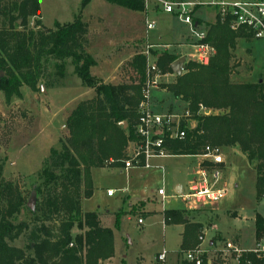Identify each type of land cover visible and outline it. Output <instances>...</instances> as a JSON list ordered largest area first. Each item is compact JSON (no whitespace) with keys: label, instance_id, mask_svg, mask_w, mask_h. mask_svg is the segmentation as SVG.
Returning <instances> with one entry per match:
<instances>
[{"label":"trees","instance_id":"obj_1","mask_svg":"<svg viewBox=\"0 0 264 264\" xmlns=\"http://www.w3.org/2000/svg\"><path fill=\"white\" fill-rule=\"evenodd\" d=\"M89 0L82 1V9ZM125 7L145 10V0H109ZM196 8V7H195ZM80 11L68 23L55 22L45 28L39 0H0V91L6 102L22 97L24 86L41 90L40 82L48 74L50 60L73 61L83 84L95 89V96L81 100L66 120L67 135L61 149H52L38 172L34 190L36 208L32 219L16 223L25 206L18 186L3 177L0 169V264H101L115 253L114 231L101 225L97 212H84L82 200L93 195L92 168L122 165L128 142L136 138L134 126L139 120V104L146 82L147 55L136 54L129 62L138 75L133 82L105 83L91 73L96 60L85 53L88 24ZM35 27H28L29 18ZM18 20H21L22 28ZM199 25L204 22L194 18ZM206 24L205 42L215 49L208 64L190 60L184 72L161 88L187 103L195 129L184 139H170L167 146L174 155H199L207 145L238 147L256 170L257 199L264 195V78L255 82L234 80L236 52L240 40L251 41L254 33L245 27L233 28V16L216 15ZM38 28V29H37ZM162 74L173 73L171 65L180 55L155 51ZM202 108L205 111H202ZM209 111L206 113V111ZM217 111V112H216ZM127 122L125 127L122 122ZM207 166L209 163L204 162ZM187 210H165L166 224H184L178 250V264L185 251L194 248L203 225L187 218ZM120 213L116 227L120 225ZM79 232L74 235L73 229ZM256 237L264 235V218L255 217ZM24 235V248L12 243ZM208 264L205 256L204 263ZM213 264H222L221 258Z\"/></svg>","mask_w":264,"mask_h":264},{"label":"rangeland","instance_id":"obj_2","mask_svg":"<svg viewBox=\"0 0 264 264\" xmlns=\"http://www.w3.org/2000/svg\"><path fill=\"white\" fill-rule=\"evenodd\" d=\"M41 1L45 9L44 21H41L45 28H54L57 19L61 23L71 22L80 11L87 14L84 19L86 21L89 19L90 27L97 21L102 28L105 27L106 31H113L114 26L119 28V26L125 25V20H127L124 15L120 16L113 11L115 6L127 8L115 1L100 0V2H107L108 16H105L106 6L103 10L101 5L104 3L99 4L97 3L98 0H89L83 9V0ZM168 1L175 2V0ZM179 1L197 3L193 17L202 18L205 22L213 21L216 14L221 16L219 8L213 4L215 0ZM162 5L160 0H145L144 11L129 10L132 15L135 14L138 17L137 32L145 35V37L148 36L150 43L160 42L159 37H162L161 42L163 44L165 42L171 44L170 52L187 53L189 59L187 58L186 62L190 61L193 52V47L190 46L192 42L191 27L181 20L177 12L154 11L163 7ZM147 8L148 12L144 13ZM35 20L36 18H29L28 27H35ZM146 20L154 22L155 27L146 30ZM21 23L20 20V23L18 22L19 29L22 28ZM203 29H206V24L205 27L202 25L196 27L197 32ZM88 30L90 31V29ZM110 37H113V34ZM107 41L106 38L101 41L94 38L93 49H87V44L92 45L91 40L89 41L88 32L84 42L85 53L90 54L97 61L107 57L106 60L109 59L110 63L116 62L118 48L122 47L123 44H115L116 41L113 38L109 42ZM144 45L143 47L137 46V50L141 53L145 51L147 48ZM153 49L159 51L156 48ZM161 50L159 52H162ZM109 52L111 54H108ZM236 54L238 66L233 77L235 81L243 82L244 77H246L245 80L264 78V38H254L251 41L240 40ZM154 58L156 60L155 55L152 54L150 60L152 61ZM68 62L73 63L71 59L64 62L50 60L48 63L49 72L43 81L41 80V83H45L46 88H49L50 82H62L66 77ZM123 67L129 71V74L131 72V80L126 82L130 83L138 78L137 74L133 72L134 70H130L128 63H125ZM173 79V75L166 76L163 78V82L162 79L160 80L159 88L151 89L150 103L154 112L164 113L172 107L173 113H182L187 107L186 102L176 99L172 93L161 88L162 83H171ZM56 91L51 89L47 91L49 93L42 94L41 90L32 91L24 86L22 97L13 96L10 102H6L4 94L0 91V169H2L3 177L13 181L25 198V206L16 218V223L29 222L32 219V212L27 204L32 192H36L34 182H36L38 172L42 169L51 150L61 149L60 140L66 131L65 129H67L64 127L65 114L75 106L76 101L73 97L76 94L68 97H54ZM38 97H41L40 101H38ZM221 152L225 163L215 169L219 171V182L216 184V188H225L217 203V211L221 218L213 219L214 224L206 232L209 235H212L216 230H220L224 235L240 232L241 245L244 248H251L255 244L256 213L264 217V197L257 199L256 170L248 157L238 147L221 148ZM202 159L198 155H176L158 159L154 163H159L163 168L153 166L148 172L140 168L125 170L115 167L95 168L92 171L94 194L90 198L83 199L84 210L90 212L110 211L112 213L123 210L125 212L120 213V215L123 214L119 228L114 226L115 215H110L109 219L106 220V225L114 230L115 253L111 260L104 261L102 264H156L157 254L164 250L169 251V253L166 261L162 264L179 263L176 253L181 239V227L179 225H166L161 213L163 210H181L188 207L176 195L175 187L178 184L186 186L194 178L193 168L197 167L199 160ZM141 173H144V176ZM213 173L214 171L209 173L210 178H212ZM163 185L166 194L172 196L170 201H164V203L159 201L161 200L159 189ZM108 189H112L114 193L108 195ZM37 196L39 197L36 192V202ZM138 201H145L144 210L148 213L142 216L143 223L141 224L138 223L141 214L131 215L126 212L130 210L131 204ZM205 206L209 209L212 208V204ZM229 210L238 211L240 216L237 218L230 216ZM196 211L193 210L197 213ZM235 238H237L236 235L232 239ZM12 244L24 248L27 239L22 235Z\"/></svg>","mask_w":264,"mask_h":264},{"label":"built area","instance_id":"obj_3","mask_svg":"<svg viewBox=\"0 0 264 264\" xmlns=\"http://www.w3.org/2000/svg\"><path fill=\"white\" fill-rule=\"evenodd\" d=\"M163 9L167 13L177 12L181 20L191 27V34L194 41L191 43L193 52L191 60L201 64H208L215 49L205 42L206 30L196 31L198 24L194 21L193 13L197 3L191 1L169 2L160 0ZM219 8L221 18L226 15L233 16V28L245 27L251 29L254 38H264V1H243V0H215L213 3ZM147 29L155 27L154 22L146 21ZM142 53L147 55L146 82L142 89L143 99L139 104V120L134 126L136 140L131 149H128L124 161L125 169L134 167L151 168V160L155 158H165L172 154L167 146L170 139H184L188 129L197 127V120L191 117V112L186 109L182 113H156L150 106V92L153 88H158L160 79L164 75L159 69L157 62L150 60L151 45ZM138 76V75H137ZM131 75H128L127 80ZM202 111H205L202 108ZM209 111L207 110L206 113ZM205 161L212 164L225 163L221 152V147L207 145L203 154H199ZM195 178L189 182L188 190L177 196L180 197L189 208H199L208 204L219 202L224 189L216 188L219 180V171L214 170L212 179L209 177L208 168L199 163L195 172ZM109 191V195L113 194ZM162 202L169 201L172 196L166 194L165 188L159 189ZM139 222H143L139 219ZM207 241L204 234L199 236L197 245L183 253L182 257L191 264H203L205 256L208 257V264H213L214 259L221 258L222 264H264V235L257 238L251 248H243L234 241H227L222 246L216 247L212 251L206 246ZM167 251L158 255L160 262H165Z\"/></svg>","mask_w":264,"mask_h":264},{"label":"crops","instance_id":"obj_4","mask_svg":"<svg viewBox=\"0 0 264 264\" xmlns=\"http://www.w3.org/2000/svg\"><path fill=\"white\" fill-rule=\"evenodd\" d=\"M244 1V0H243ZM246 1H256V0H246ZM259 1H264V0H259ZM102 2V1H101ZM100 2V0L97 1V3L99 4H102L104 3V5H101V7L105 8L106 6V13H105V16H108V5L106 1H103L102 3ZM175 2H180L179 0H175ZM192 2V1H191ZM39 3H40V9H41V20L44 21V17H45V9H44V6H43V3L41 0H39ZM93 3V2H92ZM91 10V9H90ZM130 9L129 8H124V7H119V6H115L114 8V12L117 13L118 15H124V17L126 18L127 17V20H125L126 24L124 25H121L119 26V28L117 26H114V29L113 31H106L105 30V27L102 28L101 24L99 22L96 21V23H94V25H91V27L89 26L88 24V20L86 21L84 19V17L87 15L86 13L82 14L83 15V19L84 21L88 24V29H90V31L88 30L89 32V41L91 40V43L92 45L89 43L86 45V48L87 49H90L92 48L93 49V44L94 43V38L96 39H99L100 41L105 39L106 38V41L108 39L107 42H109L112 38L114 41H116L115 44H123L122 47H119L118 48V56L116 58V62H111L107 59V57H103L101 61H97L96 60V66L92 67L91 69V73L98 77L99 79H101L102 81H104L105 83H112V84H119V83H124L127 81V76L131 74H129V71H127L125 69V67H123V65L126 63H128V66H129V62L132 60V58L138 54V53H141V51H138V47L137 46H142L143 47V44L146 45V47L148 45H151L152 48H156L160 51V49H162L161 51H169V47H170V43L168 42H165L164 44L161 42L162 41V37H159V41L160 42H157V43H150L149 40H148V36L145 37V35L143 34H138L137 32V29H136V26H137V22H138V17L134 14L132 15L129 11ZM163 7H160V9L158 10H154V11H157V12H164L163 11ZM125 11V12H124ZM148 12V8L146 10V12L144 13H147ZM217 15V14H216ZM215 15V17H216ZM215 17L213 19V21L215 20ZM124 18V19H125ZM201 21H203L204 23L201 24L202 26L205 27V23L207 22H213V21H207L205 22L202 18H197ZM74 20V19H73ZM147 21V20H146ZM56 22H60V20H56ZM120 22V21H119ZM199 25V24H198ZM148 30V29H146ZM107 34V37H106V34ZM113 34V37H110V35ZM254 39V38H253ZM93 40V42H92ZM194 41V38L192 36V42ZM191 42V43H192ZM190 44V43H189ZM144 45V47H145ZM164 45V46H162ZM191 46V44H190ZM161 47H164V48H161ZM165 49V50H163ZM173 53H176L178 55L181 56H185L186 57V60L188 58L187 56V53H182V52H178V51H172ZM150 53L152 54V52L150 51ZM94 54V53H93ZM108 54H111V52H109ZM96 56V55H95ZM98 57V56H96ZM189 59V58H188ZM98 62V63H97ZM125 62V63H124ZM186 63V62H185ZM102 64V65H101ZM98 68V70H97ZM119 70V72H118ZM130 70H132L130 68ZM134 72V71H133ZM173 75L174 76V79L172 82H174L176 80V74L175 73H166L164 74L161 79H162V82H163V78L166 77V76H171ZM246 77H244V81L243 82H255L257 81L258 79L256 80H249V79H246ZM250 78V77H249ZM160 79V80H161ZM110 80V81H109ZM43 81V80H42ZM171 82V83H172ZM45 84V83H44ZM43 83L40 82V87L43 85L45 88H46V85H44ZM51 86H49V88L47 87L46 88V92H42L43 93H49L47 91H50L51 89H54V90H57L54 94V97L58 96V97H68L70 95H75V97H73V99L76 101L75 102V106L81 101V100H85V99H90V98H93L95 96V89L93 88H89V87H86L82 80L78 77V75H76V72H75V66L72 62H68L67 65H66V77L64 78V80L60 83H57V82H50ZM159 88V87H158ZM77 91V93H74ZM41 94V95H42ZM41 97H38V101H40ZM187 104V103H186ZM75 106H73L70 111L66 114H65V125L64 127H66V120L69 116V114L71 113V111L75 108ZM150 106H151V103H150ZM172 107H170V110L164 112V113H173L172 112ZM188 109V107L185 108V110ZM184 110V111H185ZM178 113V112H177ZM181 113V112H180ZM174 114V113H173ZM66 131L64 132V137L67 135V129H65ZM61 137V139H63L64 137ZM136 140V138L134 139H131L129 140L128 142V146H127V149H126V156H127V151L128 149H131L134 145V141ZM61 141V140H60ZM61 143V142H60ZM222 149L224 148H227V147H221ZM171 156H176L174 154H171L170 156L168 157H171ZM199 156V155H198ZM168 157H165V158H168ZM165 158H155V159H152V167L155 166V167H160V168H163L162 165H160L159 163L158 164H155L154 161L158 160V159H165ZM202 162V165L206 168H208L209 170V173L211 171H214L215 169H218V167L220 165H223V164H212L211 162L209 161H204L203 159L202 160H199L198 164H197V167L193 168L194 170V178H195V172L196 170L198 169L199 167V163ZM204 162H207L209 163V165L205 166L204 165ZM13 164V163H12ZM106 167H115V168H121V169H125V166L124 164L122 165H107V166H104V167H94L92 168V171L95 169V168H106ZM151 167V168H152ZM134 168H139V167H134ZM151 168H141L142 170H145L146 172L149 171V169ZM132 169V168H131ZM2 170V169H1ZM125 170H129V169H125ZM92 171H91V174H92ZM142 176H144V173H141ZM212 179V178H211ZM257 179V178H256ZM92 181H93V176H92ZM191 181V180H190ZM189 181V182H190ZM189 182L186 184V186H183L182 184H178L176 187H175V193L176 195L178 194H181L183 192H186L188 190V186H189ZM219 182V180H218ZM217 182V183H218ZM216 183V184H217ZM225 186H226V183H225ZM164 187V185L162 186ZM220 189H225V188H220ZM112 190V189H108V195H109V191ZM114 193V192H113ZM93 194H94V186H93ZM264 197V195H263ZM85 199V198H84ZM172 199V197H171ZM170 199V200H171ZM169 200V201H170ZM182 200V199H181ZM160 202H162V197H161V200H159ZM183 201V200H182ZM168 202V201H167ZM184 202V201H183ZM164 203V202H162ZM145 206H146V203L145 201H138L137 203H134V204H131L130 206V210L126 211L128 214H131V215H140V217L138 218V223L139 222V219H142V216H145L146 214H148L144 209H145ZM139 207V208H138ZM207 206H200L199 208H196V209H192V208H189L187 207L186 209H181V210H187L189 211V214L187 216L188 219H190L192 222H199L203 225V232L202 234L205 235L206 237V241H207V248H209L211 251L213 249H215L216 247H220L222 246L225 242L227 241H234L236 243H238L239 245H241V242H240V238H241V235H240V232L239 233H235V234H230V235H224L220 230H216L212 235H209L207 234V229H209L210 227H212V225L214 224L213 221L214 220H218L220 219V215L218 213V209H217V203L216 204H213L212 205V208H206ZM82 209L84 212H90V211H85L84 208H83V200H82ZM193 210H197L196 212L199 213H195L193 212ZM165 210L162 211V216H163V212ZM92 212V211H91ZM94 212H97L99 214V218H100V222H101V225L104 226V227H109L106 225V220L109 219V216L110 215H115V223H114V226L116 227V216H117V213H121V212H124L123 210H120L118 212H110V211H94ZM193 212V213H192ZM125 213V212H124ZM195 213V214H194ZM123 214V213H122ZM121 214V215H122ZM228 214L230 216H233L234 218H237L240 216V214L238 213V211H228ZM257 214V213H256ZM262 216V215H261ZM256 217V216H255ZM263 217V216H262ZM264 218V217H263ZM121 219V217H120ZM214 219V220H213ZM143 220V219H142ZM163 222H164V218H163ZM143 223V222H141ZM140 223V224H141ZM165 223V222H164ZM166 224V223H165ZM168 225V224H166ZM170 225H179V227H181V232H180V236H181V239H180V244H179V247L181 245V242H182V234L184 232V224H170ZM120 227V225H119ZM119 227H116V228H119ZM111 228V227H109ZM113 229V228H111ZM114 231V230H113ZM79 232L78 228H74L73 229V234L76 235L77 233ZM234 235L237 236V238L235 239H232L234 238ZM239 238V239H238ZM257 237H256V230H255V241H256ZM114 246H115V234H114ZM242 246V245H241ZM243 247V246H242ZM244 248V247H243ZM179 250V249H178ZM167 251V250H165ZM162 252L158 253L157 254V257H156V261L157 263L156 264H162L163 262H160L158 260V255L161 254ZM169 253V251H167V254ZM176 255L178 256V251L176 253ZM175 255V256H176ZM111 260V259H110ZM107 261V260H106ZM103 263V262H102ZM101 263V264H102Z\"/></svg>","mask_w":264,"mask_h":264},{"label":"water","instance_id":"obj_5","mask_svg":"<svg viewBox=\"0 0 264 264\" xmlns=\"http://www.w3.org/2000/svg\"><path fill=\"white\" fill-rule=\"evenodd\" d=\"M18 22L20 23V20ZM185 62H186L185 56H181L178 59H176L171 65L173 73H175L176 75H181L184 72ZM3 76H4V71L0 70V78H2ZM41 91L46 92V88L43 85L41 86ZM122 124L125 127H127L126 121L122 122ZM35 204H36V192H32L27 205L32 211H35L36 208Z\"/></svg>","mask_w":264,"mask_h":264}]
</instances>
